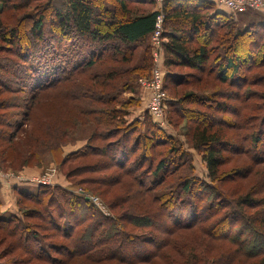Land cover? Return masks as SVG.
I'll use <instances>...</instances> for the list:
<instances>
[{
    "label": "trees",
    "instance_id": "obj_1",
    "mask_svg": "<svg viewBox=\"0 0 264 264\" xmlns=\"http://www.w3.org/2000/svg\"><path fill=\"white\" fill-rule=\"evenodd\" d=\"M155 6L151 0H0V40L10 55L0 59V91H31L27 99L55 91L78 102L83 116L95 117L90 140L65 156L58 140L47 150L54 148L61 167L94 157L92 172L106 173L96 184L128 180L127 194L105 201L110 218L69 189L39 185L32 193L14 186L18 212L2 217L0 202V264H70L77 258L88 264H154L173 252L183 257L180 264H234L249 243L264 244V193L259 194L264 182L236 200L217 183L223 151L239 149L236 138L249 142L243 152L258 159L250 165L258 168L245 172L257 175L264 165V86L263 92L249 87L264 78L250 74L264 65V21L241 30L233 14L203 0L161 4L164 88L177 97L170 96L167 106L174 118L188 121L186 139L203 155L207 184L189 173L190 156L181 146L152 122L123 121L117 105H130V98L120 96L136 93L137 86L142 93L139 80L149 76ZM7 12H13L12 22L5 21ZM207 76L228 86L223 96L185 92L195 84L203 87ZM9 131L0 129L1 147L8 145ZM243 170L227 179L244 176ZM79 171L85 170L73 168L67 177ZM246 229L251 234L243 233ZM190 231L196 237L189 247L183 233ZM202 236L210 241L206 254L197 252ZM217 243L225 249L214 258L207 253ZM243 256L255 261L242 257L238 264H264V250L250 249Z\"/></svg>",
    "mask_w": 264,
    "mask_h": 264
},
{
    "label": "rangeland",
    "instance_id": "obj_2",
    "mask_svg": "<svg viewBox=\"0 0 264 264\" xmlns=\"http://www.w3.org/2000/svg\"><path fill=\"white\" fill-rule=\"evenodd\" d=\"M36 3H34L35 5ZM131 6V5H130ZM133 6V5H132ZM160 6V5H159ZM156 7V6H155ZM145 8V7H141ZM149 8V7H148ZM158 8V7H157ZM161 8V6H160ZM147 9V7H146ZM22 12V11H21ZM13 13V12H11ZM7 12L5 14V21L6 19L8 22H12L14 17L12 14ZM20 13V11H18ZM9 14V15H8ZM235 21L237 23L238 28L245 29L250 27V25H254L264 21V17L255 12H244L241 14H237L235 17ZM49 40V39H48ZM150 45V39H149ZM6 44H3L0 40V59L3 57H9L10 55L5 52L2 48L5 47ZM151 48V46H150ZM1 61V60H0ZM151 61H152V53H151ZM258 62V61H257ZM259 63V62H258ZM263 63V62H262ZM261 62L253 67L250 74H259L264 76V65ZM261 64V65H260ZM153 68V61L152 66L149 69L150 73L149 76L141 78L142 81H148L151 78V70ZM166 68L164 67L163 62V90L166 94L167 101L170 100V96L173 98H177L174 96L170 89H165L164 87V77H165ZM180 72H185L184 70H180ZM0 70V75H1ZM206 80L203 87H200L199 84H195L194 86H189L186 88L185 92L192 91L199 95L201 94H208L211 97L216 96L220 97L221 95L227 91L228 86L226 84H219L214 80H211L210 76L206 77ZM140 82V80H139ZM264 78L262 81L259 82V85H250L249 87H253V89L263 92L261 86L263 84ZM255 83V82H254ZM194 84V83H193ZM206 84L208 88H205ZM251 84V83H250ZM142 88V93H139L138 86L136 93H125L120 96V100H125L130 98V105L122 106V103L119 102L118 108H120L123 112V121H133L135 117L142 118L146 124L152 122L154 123L160 130H162L167 136H169L176 145L181 146V148L188 153L190 156L189 161L187 162L189 165L188 171L193 176H196L205 182L209 180L207 177V168L204 162V158L202 153L199 151L194 150L188 143L186 139V127L188 126V121L176 119L173 117V113L169 111L167 106V102L165 105V109L163 112V124L164 127L158 126L152 117L148 114L145 107V99L146 97V89L140 83ZM23 89L25 87H22ZM31 91H21V93H6L5 91H0V121H4V126H0V129H8L11 128L9 131L10 138L7 139L8 145L5 147H1L0 145V189L2 186H7V194L8 197L5 195V198L2 197L0 193V202H1V213L2 217H7L10 213L18 212V208L16 206V195L13 189L14 184L18 185L17 188L20 190H24L27 192H36V187L41 186H60L65 189H69L74 193H77L89 202L96 211L101 214L103 217L110 218L112 213L108 208L105 201L108 203L111 200L115 199L116 196L120 194H127L124 192L125 189V182L127 179H120L117 175L116 179H120L121 183L118 185L107 186L96 184L95 180H101L105 178L106 173L101 172H92L94 166L98 163L94 157H81L77 158L76 160H72L65 164L61 165L58 164V158H55V152L53 151L54 148L47 150V145H51L54 141L58 140L61 145V152L62 155L65 156L71 152L77 151L83 148L93 130L96 127V123L94 122L95 117L91 116H83L82 113L79 112V103L76 101H72L66 99L58 92L51 93H41L36 98L27 99L26 96L30 94ZM26 94V95H25ZM125 98V99H124ZM179 98V97H178ZM3 99L8 100L7 104L3 105ZM13 99V101H12ZM144 99V102L142 101ZM34 100V101H33ZM218 100H221L218 98ZM259 99H251L252 102H261ZM234 103V102H232ZM196 108V105H195ZM197 109V108H196ZM202 109V107H199ZM225 116L229 119L230 123L235 121V117L230 113H224ZM217 116H221V114H216ZM10 130V129H9ZM239 140L238 146L239 149L233 151L231 149L223 151V160L224 164L220 169L219 176L220 179L217 181L219 186H221V190L227 191V194L234 200H236L237 196L240 192L244 194V191H247L249 188L254 189L255 184L263 183L264 182V165H260L259 173L254 175L253 172L249 173L246 171L247 169L255 168L257 169L258 166L250 167V165L257 164L254 162L247 153L243 152L242 146L244 148H250L251 144L242 143V138H236ZM241 144V145H240ZM46 148V149H45ZM164 147L161 150H165ZM264 150V149H262ZM45 151V153H44ZM51 151V152H49ZM261 151V146L258 149ZM35 154V155H34ZM34 156L31 157V156ZM38 160V161H37ZM54 160L56 162H54ZM58 160V161H57ZM26 163H29L26 165ZM35 163V164H33ZM25 165V166H24ZM78 167L81 170L78 174H74L70 177H67L69 170ZM87 168V169H86ZM244 168L243 174L244 176L234 178V179H227L229 175H232L234 170ZM115 171V167L111 170L113 173ZM67 173V174H66ZM34 180L35 182L31 183H24L25 181ZM44 179L47 183L46 184H39L36 180ZM225 180V181H224ZM112 181V180H111ZM94 182V183H93ZM223 185H221V183ZM98 188V190H97ZM87 190V192L85 191ZM90 191V193H89ZM234 192V193H231ZM104 193V194H102ZM264 193V190L260 191L259 194ZM211 194V193H210ZM262 195H259L261 197ZM92 199L99 203L100 205L105 207V210L108 213V216H105L101 213L94 203ZM13 201V203H12ZM11 205L14 206V211H9L8 208H11ZM115 212V211H114ZM242 226V225H240ZM245 228V227H244ZM252 231V230H251ZM251 231L244 230L243 233L251 234ZM264 232V229L261 230ZM238 231H233V234ZM232 235V233H231ZM196 237V236H195ZM194 234L192 231L183 233V244L187 246H191L194 242ZM203 239L196 242L197 245V252L201 253L204 247H207L210 244L208 237L207 239L202 236ZM253 244L249 243V246L242 249V253L246 254V251L253 249V251H262L264 250V244H258L256 246H252ZM1 249V248H0ZM225 247L222 243H217L216 247H213L212 251L207 253L208 255H212V257H217V255L222 252ZM203 250V251H202ZM1 252V251H0ZM206 254V251H205ZM243 254L239 255L236 259L234 264H238V259L245 257ZM0 256L2 254L0 253ZM177 253L173 252L170 254V258L167 259H157L154 261V264H167V261L172 260L174 261L173 264H180L183 260V257L179 256ZM246 260L249 262L255 261L250 260L249 257H245ZM10 258L5 257L2 261L8 262ZM259 259V258H258ZM257 260V259H256ZM241 261V260H240ZM210 262V261H209ZM208 264H211V262ZM88 264L84 258H77L73 259L70 264ZM69 264V263H68ZM104 264V263H102ZM207 264V263H206Z\"/></svg>",
    "mask_w": 264,
    "mask_h": 264
},
{
    "label": "built area",
    "instance_id": "obj_3",
    "mask_svg": "<svg viewBox=\"0 0 264 264\" xmlns=\"http://www.w3.org/2000/svg\"><path fill=\"white\" fill-rule=\"evenodd\" d=\"M158 5L157 14L155 18L154 29L150 35V46L152 53L153 68L151 70V78L148 81H140L143 87L146 89V102L145 107L148 114L152 117L154 122L160 126L164 127L163 124V112L167 102L166 94L163 90V50L162 44L165 42L163 38V20L164 16L160 8L161 4L167 0H151ZM208 3H211L215 6L216 10L221 12L225 10L227 14H241L247 11L255 12L264 17V0H203ZM160 5V6H159ZM39 184H46L47 182L42 180H36ZM35 182L33 179L25 181L24 183ZM92 202L96 208L103 213L105 216H108L105 207L94 201Z\"/></svg>",
    "mask_w": 264,
    "mask_h": 264
},
{
    "label": "crops",
    "instance_id": "obj_4",
    "mask_svg": "<svg viewBox=\"0 0 264 264\" xmlns=\"http://www.w3.org/2000/svg\"><path fill=\"white\" fill-rule=\"evenodd\" d=\"M156 5V8L158 7V5L157 4H155ZM221 12H223V13H226V11L225 10H222ZM236 17V16H235ZM146 100V99H145ZM142 101L144 102V99H142ZM146 102V101H145ZM145 104V103H144ZM19 185V184H18ZM18 185H16V184H14V186H18ZM7 186H2L1 187V189H0V193H1V195H2V197L3 198H5V195L8 193L7 191ZM7 197H8V195H6ZM12 203H13V201H12ZM9 209V211H11V212H13L14 210V206L13 205H11V208H8Z\"/></svg>",
    "mask_w": 264,
    "mask_h": 264
}]
</instances>
